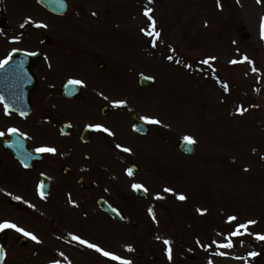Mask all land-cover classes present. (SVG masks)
<instances>
[{
  "label": "rangeland",
  "instance_id": "374dc122",
  "mask_svg": "<svg viewBox=\"0 0 264 264\" xmlns=\"http://www.w3.org/2000/svg\"><path fill=\"white\" fill-rule=\"evenodd\" d=\"M70 2L69 19H74L78 29L88 27L100 40L88 44L105 49L84 44V59H94L97 54L117 75H152L158 82L156 93L173 92L182 105L172 101L175 109L171 113L169 108L168 119L163 113L156 119L127 107L147 121L160 122L151 123L152 133L144 143L128 127L120 132L121 142L137 158L115 155V168L119 160L120 166L136 161L145 174L143 179L153 198L146 206L149 221H159L157 229L165 241L175 249H183L180 257H195L193 264H264V240L257 238L264 236V40L259 35L264 23V0ZM148 9L152 19L146 22L141 12ZM36 14L43 17L37 8ZM153 20L159 41L166 42L161 48L158 41L154 50L147 45L151 37L148 23ZM244 33L249 39L242 40ZM102 40L113 41L117 48ZM140 63L142 68L138 67ZM205 64L215 67L228 80L231 93L241 92L228 99L224 109L208 90L200 89L202 81L194 80ZM130 87L134 90L136 81ZM148 93L146 99H153L151 91ZM190 97L199 103L192 106L187 101ZM136 98L139 93L130 101ZM155 98L160 101L159 96ZM154 105L151 107L163 112L169 107L163 101ZM237 110L242 114L236 116ZM186 136L196 141L194 159L177 151V141ZM139 148L142 150H135ZM180 195L186 199L180 200ZM155 239L148 235V244ZM228 244L231 247H222ZM252 252L259 258L252 257ZM189 259L180 258L173 264H192Z\"/></svg>",
  "mask_w": 264,
  "mask_h": 264
},
{
  "label": "flooded vegetation",
  "instance_id": "af4514ba",
  "mask_svg": "<svg viewBox=\"0 0 264 264\" xmlns=\"http://www.w3.org/2000/svg\"><path fill=\"white\" fill-rule=\"evenodd\" d=\"M34 7L35 0H0V61L11 57L0 68V224L39 242L0 231V264H162L159 248L143 240L129 245L147 238L148 200L112 165L122 155L120 132L131 130L123 121L129 76L97 55L84 59L72 25L37 28Z\"/></svg>",
  "mask_w": 264,
  "mask_h": 264
},
{
  "label": "snow or ice",
  "instance_id": "6c2138e0",
  "mask_svg": "<svg viewBox=\"0 0 264 264\" xmlns=\"http://www.w3.org/2000/svg\"><path fill=\"white\" fill-rule=\"evenodd\" d=\"M149 2H151V0H149ZM150 12H151V9H148L145 14L149 16V19H152L151 16H150ZM148 34L154 36L156 39H159V37H160V33L155 30V21L154 20L152 21V32H150ZM262 35H264V25H262ZM153 46H155V43H153ZM10 59H11V57H9L8 59H5L3 61H0V68H3L5 65H7L9 63V60ZM169 59H171V57H169ZM244 59L247 60V57H245ZM204 63H208V61H204ZM232 63L235 64V63H237V61H232ZM73 83H75V84H81L82 82L81 81H73ZM121 103H123V102H119V103L115 104L114 106L119 107V106H121ZM149 122L150 123H160L159 121H156V120H150ZM97 128L98 129H101V130H103L105 132H109V130L107 128H102V126H97ZM11 131H12V133H15L16 132V129H12ZM109 134L112 135L111 132H109ZM2 135H3V133H0V136H2ZM184 139H185V141H186L187 144H194V143H196V141L192 137L186 136V137H184ZM118 147H119V145H118ZM38 151L39 152H53L54 153L55 152V149H51V148H40V149H38ZM124 151H129V149L125 148ZM129 175H131V172H129ZM133 187L135 189L139 190L142 186L139 185V184H136V185H133ZM145 191H146V189H145ZM165 191H171V190L170 189H166ZM178 198L180 200L186 199V197L183 196V195H180ZM235 219H236V217H231L230 218V220H235ZM254 223H255V221H250L249 222V224H254ZM240 227L246 229L247 228V225H241ZM6 228L15 229L18 232H22L25 236H30L33 240H37V237H35L31 233L26 232L24 229H21V228L17 227L15 224L7 223V222L6 223H3V224H0V231H3ZM73 238L76 239V240H78L82 244H87V246L90 247V248H94L97 251H102L103 252V255L108 256L111 259H114V260H120L121 259L118 256L112 255L111 253L104 252L102 249H99L98 246H96L94 244H90L87 241L81 240L79 237H73ZM257 238L264 240V236H258ZM37 242H39V241L37 240ZM165 243L166 244H170L169 241H165ZM222 247H231V244L222 245ZM168 254H169V259H171V249L170 248L168 249ZM250 255L252 257H255V256L258 255V253L252 252V253H250ZM121 264H131V262L130 261H121Z\"/></svg>",
  "mask_w": 264,
  "mask_h": 264
},
{
  "label": "water",
  "instance_id": "95a60500",
  "mask_svg": "<svg viewBox=\"0 0 264 264\" xmlns=\"http://www.w3.org/2000/svg\"><path fill=\"white\" fill-rule=\"evenodd\" d=\"M42 5H44L46 8L51 10L52 12H55L57 14H64L66 12V9H63L64 3H62L60 0H40L39 1ZM66 7V5H65ZM136 129L141 134H146L148 132V127L141 123L140 121L136 120ZM180 150L190 156H193L195 154V150L192 144H187L186 141L182 142L180 145ZM133 173H136V169H132Z\"/></svg>",
  "mask_w": 264,
  "mask_h": 264
}]
</instances>
